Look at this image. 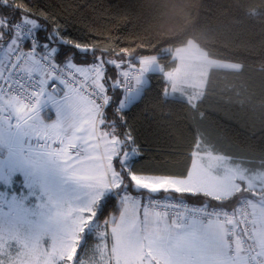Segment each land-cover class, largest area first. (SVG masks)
Listing matches in <instances>:
<instances>
[{"label": "trees", "instance_id": "1", "mask_svg": "<svg viewBox=\"0 0 264 264\" xmlns=\"http://www.w3.org/2000/svg\"><path fill=\"white\" fill-rule=\"evenodd\" d=\"M23 8L44 29L42 38L57 30L67 36L63 50L68 56L55 61L59 65L87 69L98 60L136 64L137 58L156 56L163 70L170 71L175 61L164 49L192 40L209 58L240 66L211 69L194 104L165 97L164 76L150 73L138 100L119 110L123 91L115 84L117 69L104 65L101 83L107 106L102 117L111 134L124 141L121 151L126 141L136 151L124 167L114 159L123 183L119 189L146 193L133 187L127 172L185 177L199 140L247 170H264V0H9L8 6H0V14L19 19ZM169 195L223 207L250 196L242 189L220 201ZM115 201L113 194L101 199L95 215L99 222L119 214Z\"/></svg>", "mask_w": 264, "mask_h": 264}, {"label": "rangeland", "instance_id": "2", "mask_svg": "<svg viewBox=\"0 0 264 264\" xmlns=\"http://www.w3.org/2000/svg\"><path fill=\"white\" fill-rule=\"evenodd\" d=\"M5 51L0 50V57ZM164 52L175 61L170 71L163 70L156 56L137 58L136 64L98 60L91 67L107 63L114 65L117 73L126 68L137 71L131 90L121 93L119 110L138 100L150 73L164 76L165 96L194 104L202 96L211 69L240 68L236 63L209 58L192 40ZM103 71L97 74L96 84L104 91ZM47 96L51 102L30 120L23 117L31 109L0 99L8 101L10 111L8 114L0 107V264H180L179 259L188 260L187 249L177 259L174 243L168 239L161 242L149 233L134 206V200L140 203L133 198L135 193L119 189L123 183L114 159L124 167L133 158L132 149L126 141L121 151L124 141L111 134L103 113L99 115L89 99L76 92L71 99L64 95L59 100L55 93ZM51 111L56 114L53 121ZM48 121L52 122L47 126ZM40 133H47L46 140ZM193 157L226 159L200 140ZM240 167L235 175L240 176L241 189L250 196H243L234 206L246 201L259 242L264 240V170ZM109 194L120 197L115 202L121 211L99 222L97 209ZM216 225L220 233L217 229L196 253L199 264H249L236 245L233 256L228 255L232 261L226 260L230 246L226 225ZM259 246L261 261L252 264H264V245L259 242Z\"/></svg>", "mask_w": 264, "mask_h": 264}, {"label": "built area", "instance_id": "3", "mask_svg": "<svg viewBox=\"0 0 264 264\" xmlns=\"http://www.w3.org/2000/svg\"><path fill=\"white\" fill-rule=\"evenodd\" d=\"M18 39H20L19 34L15 37V41ZM32 59L40 72L24 71L23 66ZM15 63L20 64L23 76L30 82L29 86L14 88L13 85H8L4 92L0 93V99H11L25 109H32L44 93L76 92L88 98L99 115L104 112L107 106V96L96 84V76L104 69V66L95 65L80 71L72 65L71 73H69L55 62L52 53L40 56L39 54L34 55L25 52L23 49L18 54ZM136 74L137 71L134 68H126L118 72L116 81L118 88L122 91L131 90ZM0 87H3V85H0ZM9 89H12V91H9ZM132 196L144 207L152 209L158 215L165 216L177 224L186 225L191 220H196L201 224L213 219L220 221L226 225V237L230 244L229 256H233V245H236L249 264L261 261L260 246L255 238L253 228L254 215L245 200H241L231 208L211 206L207 203H195L171 195L135 193ZM114 197L116 202L120 198L119 196Z\"/></svg>", "mask_w": 264, "mask_h": 264}, {"label": "crops", "instance_id": "4", "mask_svg": "<svg viewBox=\"0 0 264 264\" xmlns=\"http://www.w3.org/2000/svg\"><path fill=\"white\" fill-rule=\"evenodd\" d=\"M2 43L3 42L0 44ZM15 43L16 41L14 38L13 44ZM9 47L11 48L12 45ZM23 68L26 72H37L38 69L33 59L28 64H25ZM77 69L84 71L85 68ZM100 78H102V75ZM73 93L74 92H67L57 95L60 96L59 100L61 96L64 95H66V99H71ZM47 94L48 93H44L40 101L31 109V111L29 110L23 118L30 120L34 115H38L40 110L39 108L51 102ZM0 107L5 109V111L10 114V111L8 110V101H0ZM72 110L74 112H81L77 107H72ZM49 116V118H52L53 121L56 117V114L51 111ZM7 117L5 116V118ZM52 121H48V123L46 122L47 126L50 125ZM40 135L44 140H46L47 133H44L43 135L40 133ZM135 155L136 151L135 149H132V156L134 157ZM225 158L226 159L223 160H216L214 157L195 158L193 157L192 152L189 169L186 176L183 178L135 175L129 172H127V175L132 181L133 187L136 190H143L146 193L157 194L162 192L168 193L166 195H169L170 192H177L189 195H202L210 199L224 200L233 196L238 190L241 189L242 186V180L239 178L240 176L235 175L236 172L239 173L241 170V164L229 157ZM134 202L137 204L134 205V203L132 206L134 205L137 207L138 217L140 220H142V223H144L149 233L154 235V237L156 236V238H158L161 242L164 239H166V241L168 239L170 243H174L172 250L175 252L174 255L177 259L178 257H181L180 255L184 248L189 251L187 256L188 260H185L184 262V260L181 261V259H179L181 262L180 264H199V258L196 253H198V250L203 249L202 247L207 244V241L211 235H215V231L218 229L216 224L221 223L220 221L213 219L205 224H201L196 220H191L186 225L177 224L165 216L158 215L150 208L142 207L137 201L134 200ZM124 206L125 205L121 206L122 212L124 210ZM219 233L220 232L218 229L217 234ZM259 242H262L264 245V240L260 239ZM226 260L232 261V259L228 257V254H226Z\"/></svg>", "mask_w": 264, "mask_h": 264}, {"label": "snow or ice", "instance_id": "5", "mask_svg": "<svg viewBox=\"0 0 264 264\" xmlns=\"http://www.w3.org/2000/svg\"><path fill=\"white\" fill-rule=\"evenodd\" d=\"M8 5L9 0H0V6ZM15 7L20 8L21 5L16 4ZM42 31L44 29L36 19L32 18L30 10L27 8H23V14L19 19L15 15L0 14V38L7 37V41L0 44V50H6L5 55L0 57V85H3L0 87V93H3L8 85H13L14 88L29 86L30 82L23 76L20 64L15 63L21 49L40 56L52 53L57 63L64 61L65 57L68 56V53L63 50V45L67 42V36L64 33L57 30L56 35H49L45 32L42 38ZM17 34H19L20 39L13 44V39ZM10 45H12L11 48ZM60 67L71 73L73 66L61 64Z\"/></svg>", "mask_w": 264, "mask_h": 264}]
</instances>
